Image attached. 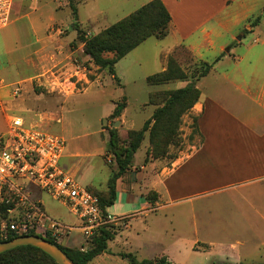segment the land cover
<instances>
[{"label":"rangeland","instance_id":"rangeland-1","mask_svg":"<svg viewBox=\"0 0 264 264\" xmlns=\"http://www.w3.org/2000/svg\"><path fill=\"white\" fill-rule=\"evenodd\" d=\"M143 1L14 0L13 22L0 30V78L5 86L1 92L5 103L0 111V133L7 130L10 117L18 116L27 125L62 135L67 142L64 164L83 187L98 194L108 193V182L117 171L116 162L107 154L111 131L116 129L120 143L128 145V132L140 130L154 110L150 95L169 91L162 85H149L147 78L162 71L163 51L170 41L152 37L129 53L116 64L117 81L85 54L70 2L77 9L81 31L93 37L138 10ZM49 35L55 42L65 43L66 48L70 43V57L59 66L47 55H33ZM248 39L254 36L249 33ZM105 57L112 59L114 53ZM169 57L190 77L171 83L170 89L197 84L204 62L183 48ZM24 58L27 61L22 62ZM117 105L126 108L120 117H113ZM191 111L182 116L168 154L154 159L146 135L131 170L122 178L123 184L119 183L117 202L110 208L113 214L126 215L127 225L116 227L117 235L109 250L90 264H130L121 254H131L138 261L165 255L174 264H264V195L240 196L221 190L222 182L175 180L187 174L183 170L161 186L162 192L170 189V194L164 193L157 206H145L148 201L143 196L152 197V191L133 183L135 173L142 172L149 160L156 169L169 167L174 161L170 156L178 159L186 146L195 145L197 118ZM145 170L150 171L149 167ZM152 180L144 182L149 190L154 187ZM28 191L34 200L43 203L52 219L68 226L80 225L66 206L46 192L34 186ZM257 209L262 214L255 213ZM6 220L0 212V229ZM71 235L83 238L79 230ZM6 239L0 230V240ZM66 239L57 243L67 248Z\"/></svg>","mask_w":264,"mask_h":264},{"label":"crops","instance_id":"crops-1","mask_svg":"<svg viewBox=\"0 0 264 264\" xmlns=\"http://www.w3.org/2000/svg\"><path fill=\"white\" fill-rule=\"evenodd\" d=\"M151 1L144 0L142 6ZM161 1L172 18L171 31L163 39L170 43L163 51L162 71L167 68L165 60L179 48L191 53L196 60L212 64V68L196 84L201 98L190 112L197 118L195 145L186 146L169 167L156 169V164L149 160L142 166V172L135 173L132 178L136 185L158 194L153 204L143 196L148 201L145 206H157L164 193L170 194L169 188L162 192L161 186L183 170L187 174L175 180L222 182L221 190L240 193V196L264 195L261 188L264 185V0ZM13 12L12 8L10 24ZM258 18L259 22L253 27ZM249 33L254 36L253 40L249 41ZM42 42L34 56L47 55L56 66L70 57V43L66 48L65 43L55 42L52 35ZM7 55L10 54L7 52ZM171 83L162 86L175 90L169 88ZM155 110L154 106L147 120ZM63 159L61 166L70 171ZM148 167L149 172L145 170ZM147 178L153 179V190L145 187ZM255 213L262 214L259 209ZM83 241V238L74 239L70 235L65 243L67 248L74 249L84 244ZM164 257L174 264L168 256Z\"/></svg>","mask_w":264,"mask_h":264},{"label":"trees","instance_id":"trees-1","mask_svg":"<svg viewBox=\"0 0 264 264\" xmlns=\"http://www.w3.org/2000/svg\"><path fill=\"white\" fill-rule=\"evenodd\" d=\"M70 6L75 17L74 27L78 32V39L84 45V52L90 60L101 69H107L110 75L117 81L116 64L134 51L148 39L154 37L159 40L165 39L172 28V18L161 0H152L142 6L127 17L101 31L93 37H87L77 24V9L70 2ZM260 18L252 24L257 25ZM248 31L246 30V33ZM107 53H114V58L105 57ZM204 69L197 76L196 81L207 76L211 71L212 64L202 63ZM188 74L178 65L174 58H168L167 68L147 78V83L152 86L165 85L171 82H183L188 80ZM201 91L197 88L195 82L190 86L169 90L158 95H150V102L156 107L152 117L147 120L140 130H131L128 132V145L120 143V136L116 129L110 133V140L107 144V154H110L116 162L117 171L114 172L108 182V193L98 194L94 190L87 188L93 195L99 198L101 207H113L117 202L118 182L131 170L134 155L142 147L146 135L149 138L148 151L154 159L160 155L168 154L170 146L177 137V131L181 125V118L184 114L191 111L200 101ZM126 106L117 105L112 116L120 117ZM197 125V123H196ZM172 160L177 156H170ZM152 197L146 196V199L154 203L157 198L156 192ZM7 206L1 204L0 212L3 219L8 218ZM116 227L111 225L100 229L98 234L88 242H85L78 248L69 249L57 243V241L48 234H40L32 231L23 236L35 235L58 245L75 264H90L96 257L106 253L109 243L114 241L117 235ZM20 236L11 234L7 240H13ZM85 251L82 252L81 249ZM128 259L130 264H170L166 257L156 260L138 261L131 254H121ZM0 264H57L49 255L42 250L23 246L14 250L0 254Z\"/></svg>","mask_w":264,"mask_h":264},{"label":"built area","instance_id":"built-area-1","mask_svg":"<svg viewBox=\"0 0 264 264\" xmlns=\"http://www.w3.org/2000/svg\"><path fill=\"white\" fill-rule=\"evenodd\" d=\"M13 3L14 0H0V30L10 24ZM3 85L0 78V91ZM66 145L62 135L27 125L21 117H10L7 130L0 133V202L8 208V220L0 230L6 238L36 231L48 233L59 243L79 230L83 240L88 242L102 228L127 225L126 216L113 214L110 208L104 210L99 198L61 166ZM30 186L66 206L80 225L68 226L49 217L42 203L32 198L28 191Z\"/></svg>","mask_w":264,"mask_h":264},{"label":"water","instance_id":"water-1","mask_svg":"<svg viewBox=\"0 0 264 264\" xmlns=\"http://www.w3.org/2000/svg\"><path fill=\"white\" fill-rule=\"evenodd\" d=\"M119 122H116L117 126ZM32 246L38 248L49 255L57 264H75L71 258L56 244L43 237L29 235L20 236L13 240L0 242V254L14 250L18 247Z\"/></svg>","mask_w":264,"mask_h":264}]
</instances>
